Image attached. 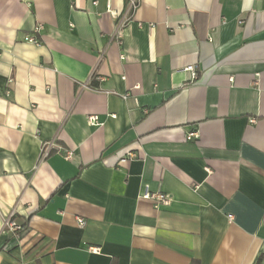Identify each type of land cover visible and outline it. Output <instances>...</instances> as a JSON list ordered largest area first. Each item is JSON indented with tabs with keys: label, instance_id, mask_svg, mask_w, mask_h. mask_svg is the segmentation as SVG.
Instances as JSON below:
<instances>
[{
	"label": "crops",
	"instance_id": "crops-1",
	"mask_svg": "<svg viewBox=\"0 0 264 264\" xmlns=\"http://www.w3.org/2000/svg\"><path fill=\"white\" fill-rule=\"evenodd\" d=\"M126 9L0 0V264H264V0Z\"/></svg>",
	"mask_w": 264,
	"mask_h": 264
},
{
	"label": "built area",
	"instance_id": "built-area-1",
	"mask_svg": "<svg viewBox=\"0 0 264 264\" xmlns=\"http://www.w3.org/2000/svg\"><path fill=\"white\" fill-rule=\"evenodd\" d=\"M139 3H140V0H127V9H126L125 16L122 20L117 22L116 28H115V35H118L120 30L126 24V22L128 20H130L132 14L138 8ZM115 16H116V14H115ZM42 28L43 27L41 24L37 25L34 28L33 35H29V36L25 37V41L28 43L34 44V45L40 44V41L37 38V35L40 34V32L42 31ZM118 37H119V35H118ZM184 71L187 73H190L194 79L197 77L196 72H195V68L193 66H188V67L184 68ZM87 122H88L89 126H91V127H97V126L101 125V122H100L98 116H89L87 118ZM196 137H197V134L192 133L186 137V140L189 141L192 139H196ZM53 146H54L53 142L44 143L42 145L41 160H43L49 156L51 148ZM71 155H72V153L67 152L65 154V158L70 159ZM127 156L133 157L134 155H133V153H128ZM141 198L146 199V200H151L153 202L155 208L167 207L172 202L171 199L166 194H164L162 192H152L148 186L144 187ZM14 218H15V211L12 210L10 212V214L3 221L2 231L4 234L10 236L12 240L20 241L18 238V233L22 230V228H21V225L18 224ZM78 223L80 226L84 225L83 220H79ZM90 251L92 253H98L99 249L98 248H90Z\"/></svg>",
	"mask_w": 264,
	"mask_h": 264
},
{
	"label": "trees",
	"instance_id": "trees-1",
	"mask_svg": "<svg viewBox=\"0 0 264 264\" xmlns=\"http://www.w3.org/2000/svg\"><path fill=\"white\" fill-rule=\"evenodd\" d=\"M21 228H22V230L18 233V238L20 239L22 236H23V234L26 232V230H27V228H26V226L23 224V225H21ZM192 264H198L197 262H194V263H192Z\"/></svg>",
	"mask_w": 264,
	"mask_h": 264
}]
</instances>
